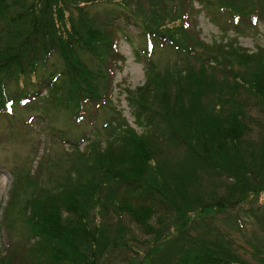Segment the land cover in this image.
<instances>
[{
  "label": "trees",
  "instance_id": "16d2710c",
  "mask_svg": "<svg viewBox=\"0 0 264 264\" xmlns=\"http://www.w3.org/2000/svg\"><path fill=\"white\" fill-rule=\"evenodd\" d=\"M197 1L237 33L264 22V0ZM193 7L0 0V120L23 130L34 116L22 112L46 121L60 111L76 127L108 116L92 141L54 127L71 149L15 174L0 264H120L131 255L137 264H264V47L250 51L226 34L206 41ZM120 19L144 38L145 83L126 89L141 131L112 100ZM159 49L174 60L160 66Z\"/></svg>",
  "mask_w": 264,
  "mask_h": 264
},
{
  "label": "rangeland",
  "instance_id": "374dc122",
  "mask_svg": "<svg viewBox=\"0 0 264 264\" xmlns=\"http://www.w3.org/2000/svg\"><path fill=\"white\" fill-rule=\"evenodd\" d=\"M192 2L194 5L192 10L193 18L196 20L201 35L206 41L212 42L215 39H221V36L226 34L228 38L237 39L243 47L248 48L250 51H256L259 47H264V22H259L253 28L243 27L241 28L242 32L237 33L234 26H226L225 17L207 10L197 0H192ZM117 24L121 29L115 33V40L124 60L120 61L118 63L119 68L114 70L112 83L114 88L113 105L129 124L141 131L133 116V111L128 105L126 89H134L145 83L147 58L142 48L144 38L142 37L141 29L133 23L126 24L123 19H120ZM174 58L175 56L168 49H159L155 54V59L158 60L160 66L172 62ZM19 116L24 118L34 117L31 120V125L23 130L9 128L4 120H0V217L4 207L7 205L16 173L22 172V170L37 173L36 169L44 156L58 159L64 151L71 149L69 144H64L63 140L59 138L58 133L54 134L56 132L54 127H70L68 137L73 140L84 135L89 138L88 140H91L89 136L93 128L96 126L102 127L104 124L103 120L108 117L107 114L101 113L98 120L94 121V124L76 127L71 124L67 115L60 111L53 113L50 120L46 121L40 119V115L36 113L22 112ZM51 120L53 121L51 122ZM88 143L89 141L81 142L80 148L84 149ZM46 173V170L40 173L43 180L46 177ZM158 209L160 211V208ZM162 212L160 211L159 213ZM157 216H155L154 222H157ZM158 219L161 220L162 217H158ZM133 226L136 228L137 234L140 235L139 237L143 238V233L138 231L136 225ZM236 238L238 243L243 244L239 236ZM6 239L5 232H2L0 228V250L3 248ZM132 256L126 257L120 261V264H137L138 259Z\"/></svg>",
  "mask_w": 264,
  "mask_h": 264
}]
</instances>
